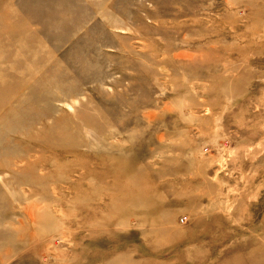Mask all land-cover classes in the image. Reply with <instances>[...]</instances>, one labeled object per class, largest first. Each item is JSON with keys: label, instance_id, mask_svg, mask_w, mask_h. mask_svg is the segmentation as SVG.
Segmentation results:
<instances>
[{"label": "rangeland", "instance_id": "obj_1", "mask_svg": "<svg viewBox=\"0 0 264 264\" xmlns=\"http://www.w3.org/2000/svg\"><path fill=\"white\" fill-rule=\"evenodd\" d=\"M0 264H264V0H0Z\"/></svg>", "mask_w": 264, "mask_h": 264}]
</instances>
